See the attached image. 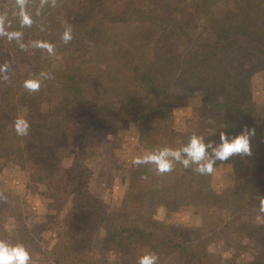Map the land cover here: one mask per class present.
Segmentation results:
<instances>
[{"label":"trees","instance_id":"1","mask_svg":"<svg viewBox=\"0 0 264 264\" xmlns=\"http://www.w3.org/2000/svg\"><path fill=\"white\" fill-rule=\"evenodd\" d=\"M188 1L186 9L173 0H24L31 24L22 25L18 0H0V32L22 34L0 35V165L12 163L49 191L47 222L35 232L6 229L10 208L0 190V239L22 243L31 258L45 256L43 264H138L145 252L156 264H223L206 246L212 239L264 264V109L241 103L251 98L248 68L264 70V0ZM202 29L206 39L198 38ZM53 54L62 58L57 68ZM28 79L39 80V89H26ZM175 90L202 94L189 133L163 111ZM17 116L28 120L27 135H16ZM132 124L152 152L179 148L193 134L218 142L222 131L248 130L254 155L217 162L214 169L231 164L235 175L221 189L212 186L213 172L195 165L160 173L137 164L128 209L111 213L89 190L90 164L101 139ZM99 126L104 137L96 141ZM161 205L196 208L203 223L155 231L148 225ZM56 227L74 245L45 252L41 233Z\"/></svg>","mask_w":264,"mask_h":264},{"label":"rangeland","instance_id":"2","mask_svg":"<svg viewBox=\"0 0 264 264\" xmlns=\"http://www.w3.org/2000/svg\"><path fill=\"white\" fill-rule=\"evenodd\" d=\"M179 6L186 9L190 7L188 0H173ZM164 9V4L162 6ZM170 20L173 15L168 13ZM204 29L199 32L198 38H207ZM60 55L52 56V64L57 68L61 62ZM246 79L249 82L251 98L241 101L249 105H257L264 109V70L250 67L246 72ZM202 94L196 91H174L163 111L170 119L174 128L183 133L191 132L193 128V109L201 102ZM105 128V127H104ZM104 128H96L97 138L100 140ZM109 134L111 131H108ZM116 138L101 139L97 143L99 154L90 164L93 177L89 182V190L96 198L102 200L110 208V212L125 211L129 207V185L131 169L137 164L133 163L137 157L152 152L143 148V141L134 124L131 128ZM98 139V140H97ZM96 141L94 143H96ZM89 141V143H93ZM60 157L67 162L64 154ZM254 154H250L252 156ZM212 186L221 189L223 186H230L235 183V175L231 164H220L215 167L211 180ZM0 190L7 193L9 203V215L5 223L6 229L18 230L25 224L35 232L41 230V226L46 223L48 213L49 191L47 187L29 183L26 172L15 170L12 163L3 161L0 165ZM203 217L198 209L193 207H182L171 212L161 205L154 210L151 223L148 225L155 231L161 232L164 228L173 226H193L202 224ZM41 247L45 252L50 251L57 245H64L68 242L74 245L73 240L62 235L61 229L56 227L53 230L46 229L41 233ZM105 232L101 233V241L105 237ZM212 257L223 264H250L253 261V253L248 251L234 250L226 247L223 242L212 239L206 244ZM112 249V248H111ZM110 261H115L117 255L110 249H105ZM45 256L37 255L31 258L30 264H43L46 262Z\"/></svg>","mask_w":264,"mask_h":264},{"label":"clouds","instance_id":"3","mask_svg":"<svg viewBox=\"0 0 264 264\" xmlns=\"http://www.w3.org/2000/svg\"><path fill=\"white\" fill-rule=\"evenodd\" d=\"M18 3L21 10V24L30 25L31 19L25 11L24 0H18ZM0 35H6L9 40H12L19 39L22 34L14 31L0 32ZM62 38L65 42L72 39L70 27L65 29ZM48 47L51 51V46ZM24 87L29 91H36L40 87V81L28 79L24 82ZM13 127L16 135L24 136L28 134L29 122L23 116H17ZM250 152V132L248 130L235 136L222 131L219 133L218 142L206 141L204 136L193 134L188 143L179 148H161L135 158L133 163L154 164L160 173L171 171L176 163L182 164L185 168L195 165V171L198 173L210 174L218 161H226L234 154H250ZM157 259L158 257L154 253L145 252L139 257L138 264H156ZM30 260L31 254L22 243L12 244L7 240L0 239V264H30Z\"/></svg>","mask_w":264,"mask_h":264},{"label":"crops","instance_id":"4","mask_svg":"<svg viewBox=\"0 0 264 264\" xmlns=\"http://www.w3.org/2000/svg\"><path fill=\"white\" fill-rule=\"evenodd\" d=\"M25 225L28 226L27 224H25ZM25 225H24V226H25ZM73 243H74V242H73ZM71 245H72V244H71Z\"/></svg>","mask_w":264,"mask_h":264}]
</instances>
